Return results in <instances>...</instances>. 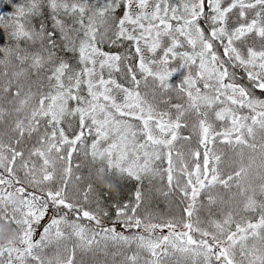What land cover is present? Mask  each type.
Returning <instances> with one entry per match:
<instances>
[{"label": "snow or ice", "instance_id": "1", "mask_svg": "<svg viewBox=\"0 0 264 264\" xmlns=\"http://www.w3.org/2000/svg\"><path fill=\"white\" fill-rule=\"evenodd\" d=\"M9 5L0 264H264V0Z\"/></svg>", "mask_w": 264, "mask_h": 264}, {"label": "trees", "instance_id": "2", "mask_svg": "<svg viewBox=\"0 0 264 264\" xmlns=\"http://www.w3.org/2000/svg\"><path fill=\"white\" fill-rule=\"evenodd\" d=\"M8 10H10L9 0H0V11H8ZM0 43H3L2 39H0ZM183 73H184V69H183ZM183 73L182 74H174V75L172 74V75H170L169 81L172 82V83H175L177 80L182 78ZM98 170L102 173V176L100 177L101 180L110 181L107 178V175H106V172H105V169H104V166H103L102 163L98 162L95 165V168H94L95 176H96V172ZM96 179H97V177H96ZM118 183H119V186H120L119 198L120 199H126L128 197L129 191L134 186V182H132L131 180H128V179H120L118 181ZM116 198L117 197L114 196L111 193H109L107 195L101 193V200H102L103 204H105V205H107L110 202L114 201ZM159 207L161 208V210H164L166 208V204L164 202L163 197L159 198ZM163 231H166V229L163 230ZM97 255L99 256L100 259H105V257L102 254H97ZM79 258H80V256L78 255L77 259H79ZM86 259H92V257L88 256V257H86ZM107 259L111 260L112 257L109 256V257H107ZM115 259L119 260L120 257H116Z\"/></svg>", "mask_w": 264, "mask_h": 264}, {"label": "clouds", "instance_id": "3", "mask_svg": "<svg viewBox=\"0 0 264 264\" xmlns=\"http://www.w3.org/2000/svg\"><path fill=\"white\" fill-rule=\"evenodd\" d=\"M102 176V173L98 170L96 172V177H97V181L105 188L112 190L114 188V185L112 184L111 181H104L101 180L100 177ZM14 239V234L7 231L5 229L4 225H0V245H4L7 244L10 241H13Z\"/></svg>", "mask_w": 264, "mask_h": 264}, {"label": "rangeland", "instance_id": "4", "mask_svg": "<svg viewBox=\"0 0 264 264\" xmlns=\"http://www.w3.org/2000/svg\"><path fill=\"white\" fill-rule=\"evenodd\" d=\"M182 73H183V68H180L176 72H173L172 74L174 75V74H182Z\"/></svg>", "mask_w": 264, "mask_h": 264}]
</instances>
